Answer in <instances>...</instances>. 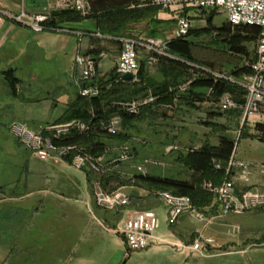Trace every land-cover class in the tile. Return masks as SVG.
<instances>
[{
	"label": "rangeland",
	"instance_id": "rangeland-1",
	"mask_svg": "<svg viewBox=\"0 0 264 264\" xmlns=\"http://www.w3.org/2000/svg\"><path fill=\"white\" fill-rule=\"evenodd\" d=\"M95 9L97 10V7H92L91 11L94 12ZM186 11H190L191 31L211 25L213 31L217 32L216 28L228 22L226 14L217 11H200L194 8ZM161 12L162 17H169L164 13H170L171 10L159 8V19L162 18ZM167 19L171 22L160 37L152 38L147 34L146 22L136 24V34L148 35L144 41L150 44L157 41L166 43L175 37L177 28L176 18ZM209 38L208 35H203L196 40L202 43ZM257 43L258 40L246 42L250 53V56L245 58L247 63L255 57ZM165 51L168 52V49ZM151 55L154 62L150 70L155 73L159 59L157 55ZM145 57V50L139 48V60ZM228 71L226 68L222 72L237 81H242L247 74L235 78L229 76ZM32 74L38 75L39 79H33ZM74 74L73 65L67 59H64L63 65L57 59L40 60L33 67L23 70V91L27 97L37 98L45 96L49 90L59 86V95L71 96L76 92ZM244 103L238 102L241 106ZM241 106L229 112L211 108L209 103L203 104L199 109L185 107L184 110L175 111L162 108L155 115L139 120L138 127L132 132L135 139L148 141L142 146V154L156 161L147 164L150 175L187 180L192 172L178 162L179 153H186L187 146L198 148L205 142L216 145L221 134L234 137L237 159L264 161V140H261L264 131L261 127L264 126H258L264 124V101L258 107L259 111L246 119ZM28 116L27 113L22 116V120L28 123L5 121L4 127L1 128L4 132L0 133V191L25 195L24 199L8 201L0 206L2 216H6V221L2 220L0 224V238L3 241L0 245V264H78L81 258H86L90 264H264V209L231 213L219 219L208 232L216 242L204 250H179L178 254L175 253L176 249H165L158 252L153 259L142 257L136 252L125 257L126 247L122 243L124 237L107 231L99 223L101 221L108 228L116 226L115 210L106 208L109 204L102 201L103 194L111 190L106 192L95 179L90 181L83 169L64 162L54 163L53 159H64L58 155L59 151L52 152L46 159L49 161L38 157L24 144L13 126L20 123L30 131L42 130L50 138L52 134L48 132V127L51 125L34 129L38 128L40 123L29 119ZM67 123L54 126L60 127ZM242 126L244 136H241ZM55 133L59 134L57 131ZM74 145L79 146L78 143L58 144V149ZM166 145H177L181 149L167 152ZM110 154L111 152L104 154L107 161L110 160ZM73 164L86 167L79 157ZM113 185L115 188L112 191L121 188L117 184ZM41 189L49 191L38 192ZM120 191L130 194L133 191L139 192V188L136 190L132 186H126ZM97 198L101 199L103 206L97 205ZM154 209L160 219V227L156 233L172 231L176 224L171 225L168 221L167 206L163 202H157ZM203 223L190 213H184L183 218L179 220V236L189 239ZM230 225H239L240 234L227 236ZM3 247L9 250L3 251Z\"/></svg>",
	"mask_w": 264,
	"mask_h": 264
},
{
	"label": "trees",
	"instance_id": "trees-1",
	"mask_svg": "<svg viewBox=\"0 0 264 264\" xmlns=\"http://www.w3.org/2000/svg\"><path fill=\"white\" fill-rule=\"evenodd\" d=\"M90 3L97 10L89 17L97 19L100 33L104 37H126L133 25L146 22L148 35L157 38L171 22L159 19V8L147 4V0H90ZM82 18L72 10H60L52 14L47 24L57 27L64 20ZM216 30L214 32L209 25L200 30H190L185 37L170 39L168 54L152 53L159 59L158 70L152 73L146 67V62L149 61L146 59L141 63L137 80L124 79L117 69L105 76H99L98 73L94 75L89 84L98 86L100 94L92 98L79 94L76 102L71 104L61 119L62 122L85 121L90 125V130L82 133L72 129L61 138L53 137L56 144L78 143L83 147V151H72L64 159L73 164L79 156L86 166L84 170L89 180L98 181L106 192L115 188L113 184L143 187L152 192L170 190L177 195H189L198 209L210 205L214 196L204 190L202 184L206 180L215 183L224 180L225 168L236 146L234 137L221 134L216 145L205 142L201 147L179 153L178 162L190 170L192 175L189 180H178L167 176H151L150 173L142 174L137 170V162L148 159L142 154V146L148 141L135 139L132 131L138 127L139 120L155 115L159 109H199L205 103L216 101L226 91L232 92L238 102H245L246 89L243 86L236 80L231 81L216 74L223 73L228 68L227 74L236 78L251 71L256 54L249 63L246 62L245 58L250 56L246 42L258 40L259 29L247 25L233 26L228 21ZM191 35L194 37L190 38ZM203 35L210 38L202 43L196 40ZM7 76L10 77L12 86L16 87L18 79L12 77L10 71ZM184 86L186 89H183ZM149 95L154 96L155 100L142 105L139 113H131L124 107L125 103L143 100ZM210 107L216 108L212 105ZM114 116L122 119L121 130L117 134L108 133L102 126V122ZM244 135L242 126L241 136ZM261 140H264V131ZM125 143L132 145L133 161L113 162L104 172L92 168L96 158L105 153L111 152L108 158L113 156L112 160L116 159L118 152L113 148ZM216 162H221V169L216 168ZM133 196L138 197V194L134 192Z\"/></svg>",
	"mask_w": 264,
	"mask_h": 264
},
{
	"label": "built area",
	"instance_id": "built-area-1",
	"mask_svg": "<svg viewBox=\"0 0 264 264\" xmlns=\"http://www.w3.org/2000/svg\"><path fill=\"white\" fill-rule=\"evenodd\" d=\"M147 4L154 5L162 10L174 9V11H177L175 37H185L189 34L192 26L191 19L188 14L182 11L193 8L200 11L212 10L226 14L228 21L233 26L247 25L257 27L259 35L256 58L251 64V71L245 75L242 81L236 80L239 85L246 89L244 105L238 104L234 95L229 91L224 92L220 98L211 102L210 105L223 112L241 106L244 119L259 111L258 107L264 101V0H147ZM60 10H72L83 18L89 17L92 13L90 0H48L47 7L43 12L29 14L24 10L14 18L30 26L35 31L47 29L60 30L61 27L59 26L51 27L47 24L52 14ZM180 11L182 12L181 14H179ZM96 34L100 37L103 36L100 32ZM79 35L82 36L83 33H79ZM120 40L122 42V49L118 59L117 71L122 76L126 73H131L134 76V80L138 79L141 67L139 48H144L151 53L160 55L168 54L165 51L168 49V42L162 43L157 41L150 44L142 39L132 37H122ZM153 59L151 58L152 61H154ZM75 61L79 69L77 82L80 86V94L88 98L98 96L100 88L89 84L97 70V59L80 53L76 56ZM216 75L235 81L232 77H228L223 73H217ZM183 89H186L185 86ZM154 100L155 97L151 95L143 100L125 103L124 107L131 113H139L142 105L152 103ZM121 125L122 119L119 116H114L106 122H102L103 128L111 134L120 132ZM13 129L20 134L22 141H24L27 147L32 149L38 157L46 160L54 151H59L58 155L61 158L66 157L72 151H83V148L77 145L58 149V144L53 142V137H59L61 134H66L72 129L84 133L90 130V125L82 120H74L60 127L51 125L48 127V132L52 134L51 139L42 130L30 131L28 127L20 123H15ZM55 131L59 134H56ZM178 149L180 150L181 147L177 145L166 147L167 152ZM113 150L118 152L116 159L107 162L104 155L99 156L92 163V168L104 172L113 162H131L132 152L129 143L117 146ZM236 153L237 148L235 147L225 168V178L221 183L206 180L202 184L203 189L214 196L213 211H201L194 205L189 195H177L170 191L160 193V199L167 206V218L171 225L176 223L184 213H191L198 220L205 222L206 227H208L216 220L225 218L231 213H244L264 208V187L257 186L246 189H238L237 187L238 181H249L251 179L255 166L264 175V162L254 164L246 160L237 159ZM148 163H155V161L145 159L143 162L137 164V170L142 174H147ZM216 168H222L221 162H216ZM116 200H121L122 202L128 201L126 197L120 195L116 196ZM158 227V215L154 210L146 209L130 214L126 218L121 232L126 240L128 249L130 251H139L147 249L153 243ZM215 242L214 237L200 234L195 239L192 247L195 250H204L207 246L215 244Z\"/></svg>",
	"mask_w": 264,
	"mask_h": 264
},
{
	"label": "crops",
	"instance_id": "crops-1",
	"mask_svg": "<svg viewBox=\"0 0 264 264\" xmlns=\"http://www.w3.org/2000/svg\"><path fill=\"white\" fill-rule=\"evenodd\" d=\"M47 2L48 0H0V133L4 132L1 128L4 127L5 121H10V123L12 121L28 123L27 121L22 120L24 113L29 115V119L40 123V126L34 129H40L41 127H45L47 125H59L67 123L62 122L61 119L71 104L76 102L80 94V86L77 82L79 77V69L75 61L78 54L81 53L90 55L97 59V70L95 75L98 73L99 76H105L108 75L113 69H117L118 59L122 49V42L119 38H114L111 36H98L96 33L100 32V30L96 18L86 17L79 20H64L59 24V27H61L60 30L47 29L43 31H35L30 26L25 25L14 18L24 10L29 14L43 12L47 7ZM186 10L187 9L182 12H185L189 15L190 11ZM182 12L180 11L179 14ZM161 14L162 12L160 15ZM164 14H167L165 16L169 17H162L161 15L162 20H169L167 18L174 19L176 18L177 11L171 9L170 13L165 12ZM136 32V25H133L126 33V37L142 40H146L148 38V35L140 36L136 34ZM79 33H83V35L80 36ZM142 49L145 50L146 57L145 59H142L140 63L146 59H149V61L146 62V67L151 69L154 62L150 58L151 53L147 49ZM55 59H57L61 65H63L64 59L71 61L75 71L73 79L76 86V92L71 96H62L58 94L59 86H57V88L49 90L45 96H39L37 98L27 97L26 93L23 91V80L21 77L23 70L28 67H33L35 63L40 60L50 61ZM8 71H10L12 77L14 76L18 79L16 81V87L12 86L9 79L10 77L8 78L7 76ZM32 78L39 79L38 75L34 74H32ZM48 80L50 79L48 78ZM192 148L195 147L187 146L185 147V150L187 152ZM112 158L114 157H110L111 160ZM53 160L56 164L64 162L69 166H76L77 168L84 170V168L80 165L71 164L65 159ZM262 162L264 161H253L251 163L256 164ZM190 177L191 175H188L187 180H189ZM257 186L264 187V175L256 166L254 167V173L249 181H238L237 183L238 189H246ZM125 187L126 186H121V188L118 190L103 194L102 201L109 204L106 208L115 210L114 217L116 226L114 228H108L101 221H99L100 226L105 228L107 231L122 236L123 234L121 230L123 229L126 218L130 214L134 213L135 211L146 209H152L156 212L154 209L156 203L162 202L159 197L162 191L152 192L143 187L141 188L132 186L136 190L139 188V192L133 191L132 193L128 194L120 191ZM48 191V189H41L38 192L46 193ZM134 192L138 194V197L133 196ZM10 193L11 194L0 191V206L8 201H17L25 198V195H14L13 192ZM117 195L126 197L128 201L122 202L121 200H116ZM97 200V205L103 206L101 204V199L97 198ZM214 203L215 199L210 205L204 206L200 208V210L204 212H211L214 210ZM132 205H134L135 208H130ZM183 216L184 214L179 217L175 223L176 227L172 231L169 230L159 234L155 232V239L147 249L130 251L124 238L122 243H124L126 247L125 257H129L132 252H136L142 257L153 259L158 252L165 249L172 251L176 249L175 253L178 254L179 250L181 252L186 250H195L192 247L195 239L200 234L210 236L208 235V232L210 231L211 227L219 220H216L208 227H206V223L204 222L202 227L196 228V230L191 234V237L187 239L179 236V220L182 219ZM2 220L6 221V216H2V210H0V224ZM230 227V230H228L226 233L227 236H235L233 234H240L241 227L239 225H230ZM5 239L7 240V238ZM2 244L3 241L0 238V245ZM4 250L7 252L9 249L7 247H3V251ZM10 251L12 252V250ZM22 251L23 249H21V252ZM78 264L90 263L86 258H81Z\"/></svg>",
	"mask_w": 264,
	"mask_h": 264
},
{
	"label": "water",
	"instance_id": "water-1",
	"mask_svg": "<svg viewBox=\"0 0 264 264\" xmlns=\"http://www.w3.org/2000/svg\"><path fill=\"white\" fill-rule=\"evenodd\" d=\"M123 78L126 80H132L134 76L131 73H126L123 75Z\"/></svg>",
	"mask_w": 264,
	"mask_h": 264
}]
</instances>
